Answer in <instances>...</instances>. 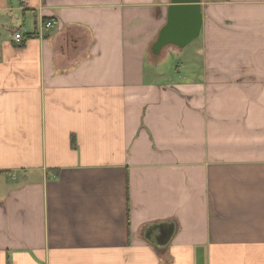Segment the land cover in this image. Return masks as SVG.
<instances>
[{"label":"crops","instance_id":"0c3cea01","mask_svg":"<svg viewBox=\"0 0 264 264\" xmlns=\"http://www.w3.org/2000/svg\"><path fill=\"white\" fill-rule=\"evenodd\" d=\"M170 5L0 0V264H264V0Z\"/></svg>","mask_w":264,"mask_h":264},{"label":"water","instance_id":"95a60500","mask_svg":"<svg viewBox=\"0 0 264 264\" xmlns=\"http://www.w3.org/2000/svg\"><path fill=\"white\" fill-rule=\"evenodd\" d=\"M202 1L171 0L167 22L152 46L155 56H159L168 46L183 50L200 38L203 28ZM175 230L176 224L172 222L150 226L146 238L158 247H163L169 243ZM155 233L157 235L152 241V235Z\"/></svg>","mask_w":264,"mask_h":264},{"label":"built area","instance_id":"2783aa9c","mask_svg":"<svg viewBox=\"0 0 264 264\" xmlns=\"http://www.w3.org/2000/svg\"><path fill=\"white\" fill-rule=\"evenodd\" d=\"M55 26H56L55 22H47L45 24V28L47 30L53 29V28H55ZM15 40H16L17 44H19V45H22L24 43V37L22 36L21 33H16Z\"/></svg>","mask_w":264,"mask_h":264},{"label":"rangeland","instance_id":"374dc122","mask_svg":"<svg viewBox=\"0 0 264 264\" xmlns=\"http://www.w3.org/2000/svg\"><path fill=\"white\" fill-rule=\"evenodd\" d=\"M47 30V29H46ZM169 50V49H167ZM166 50V51H167ZM176 64H179V62H177L174 58L172 60H170L168 63L165 64V66L163 68H165L166 71H169L171 73L172 71V68H173V77H174V73H175V70L177 69V65Z\"/></svg>","mask_w":264,"mask_h":264}]
</instances>
